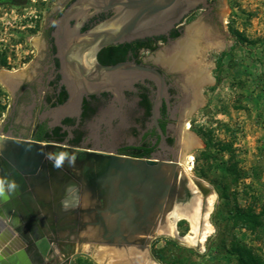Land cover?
Returning <instances> with one entry per match:
<instances>
[{"label": "water", "instance_id": "95a60500", "mask_svg": "<svg viewBox=\"0 0 264 264\" xmlns=\"http://www.w3.org/2000/svg\"><path fill=\"white\" fill-rule=\"evenodd\" d=\"M199 4L205 6L206 0H74L56 19L53 31L69 88L58 110L75 106L83 93L120 92L130 75H150L163 84L152 67L127 61L102 64L97 52L166 33ZM107 10H112L110 16L80 32L87 17ZM188 180L178 160L0 133V264H49L54 244L72 248L62 264L89 255L82 248L75 252L82 243L145 248L174 204L186 200ZM22 243L23 250L11 253Z\"/></svg>", "mask_w": 264, "mask_h": 264}, {"label": "rangeland", "instance_id": "374dc122", "mask_svg": "<svg viewBox=\"0 0 264 264\" xmlns=\"http://www.w3.org/2000/svg\"><path fill=\"white\" fill-rule=\"evenodd\" d=\"M214 3L221 23L208 24L200 11L186 20L185 35L198 47L190 63L195 65L192 74L200 79L201 103L185 117L188 131L180 132V154L184 151L185 159H193L192 170L185 173L189 183L203 181L215 194L208 216L212 231L201 245L190 246L158 230L143 251L157 264H241L239 256L264 264V0ZM59 4L60 0H0V124L10 102L2 80L7 81L12 69L20 76L31 75L44 48L42 29ZM198 68L206 70L207 82H201ZM187 134L191 141L186 148L182 141ZM239 207L256 216L255 227L233 217ZM176 230L179 237L186 235L188 222L178 220ZM82 246L88 254V244ZM110 247L113 252V247L138 246ZM111 254V264L123 258ZM103 263L92 255L72 262Z\"/></svg>", "mask_w": 264, "mask_h": 264}, {"label": "flooded vegetation", "instance_id": "af4514ba", "mask_svg": "<svg viewBox=\"0 0 264 264\" xmlns=\"http://www.w3.org/2000/svg\"><path fill=\"white\" fill-rule=\"evenodd\" d=\"M73 1L60 0L59 6L49 15L42 29V55L38 65L30 70L31 75L20 76L12 69L7 71V81L2 80L10 102L7 104L9 112L1 120L0 133L33 139V133L44 132L49 135L48 139L38 141H53L79 149L131 157L178 160L181 165L183 156L182 152L180 154V132L185 129L186 115L200 106V90L197 85L200 79L193 75L194 62L192 64L189 58L182 57L175 44L184 38L191 41L185 35V25L186 20L196 11H200L202 18L210 25L221 23L214 0H206L205 6L199 4L166 33L122 43L129 45L123 50L120 59H117L119 55L109 54L105 49L108 46L97 52V60L102 64L127 61L152 67L162 76L163 84L150 75H130L121 83L120 92L106 90L92 94L83 93L79 103L63 111L58 110V107L69 97L68 78L63 75L53 31L56 19ZM111 14L112 10H107L87 17L82 22L80 32ZM75 21V18L71 19L69 25L72 26ZM179 38L182 39L178 41ZM193 46L197 47L195 44ZM175 56L185 61L186 65L172 64L169 58ZM198 72L201 82H207L206 70L198 68ZM189 127L190 124L187 131ZM189 184L188 180V195L196 193ZM75 196L79 198L77 194ZM106 206L108 204L104 203V207ZM82 244L76 245L75 252ZM86 244L89 246V255L95 245L103 246L96 243ZM54 247V250L48 252L51 258L48 259L49 264L60 262L59 259L62 260L66 254H70L72 249L68 244L59 247L54 244ZM113 248L118 256L127 251L143 255L145 249ZM42 264H46V260Z\"/></svg>", "mask_w": 264, "mask_h": 264}, {"label": "bare ground", "instance_id": "6f19581e", "mask_svg": "<svg viewBox=\"0 0 264 264\" xmlns=\"http://www.w3.org/2000/svg\"><path fill=\"white\" fill-rule=\"evenodd\" d=\"M210 44L216 47L222 46V43H220L219 41H211ZM175 47L177 48V50L180 49L179 51L182 57H185L187 59L189 58L192 61L194 60L195 52L198 50V48L193 46L192 42L186 40V38H184L182 41L175 44ZM169 61L176 66L178 65L181 66L185 64V61H181V59L177 56L169 58ZM206 77L208 78L209 75H207ZM188 126H189V123L186 122L185 127H184L186 129V132H187ZM190 141H191L190 136L188 134L185 135L182 141V143H184V147L187 148ZM183 152H182L183 160H182L181 166L185 173H189L193 168V159L191 157H188L187 158L188 160L185 159L186 156ZM189 186L193 188L192 190H196L197 188V190L195 191L196 193L188 195L186 200L181 201V203L174 204L173 208L171 209V212L168 213L165 226L160 227L158 229L160 231L158 232L162 231L164 234L167 233L168 235L176 239H179L181 242H184L187 245L195 246V245H201L205 241L209 232L212 231V225H210L208 221V216L212 209L215 194L210 189V187L203 181L196 183L195 186H193L192 183H190ZM200 189H201V192L198 191ZM180 219L186 220L190 227L189 232L182 237H179L177 230H176V223ZM9 240H12V239L10 238ZM22 246L16 247L15 250L14 251L12 250L11 253L23 250L25 247V244L22 243ZM0 247H2V244H0ZM85 247L87 248L88 246H85ZM81 248L84 250L82 245H81ZM110 252L115 254V251L112 252L107 247H95L94 246L93 249L90 250L91 255L95 258L96 261L102 262V260H104L103 264H111L109 259L114 261L113 260L115 259L114 255H112ZM127 252L122 253L121 257H123L124 259L118 258V260H116L117 262L116 264H157L147 255H136L135 251H130L131 254H128ZM2 254L4 253L2 252ZM68 255L69 254H66V256L62 258V260L60 258L59 259L60 262L56 261L55 264H62V262L66 260ZM131 255H133V257L130 258L129 256Z\"/></svg>", "mask_w": 264, "mask_h": 264}, {"label": "trees", "instance_id": "16d2710c", "mask_svg": "<svg viewBox=\"0 0 264 264\" xmlns=\"http://www.w3.org/2000/svg\"><path fill=\"white\" fill-rule=\"evenodd\" d=\"M174 34L177 35L176 32ZM128 45L129 44H119V45H116V46L112 45V46L106 47L105 49L108 52H110L109 54L119 55V58H117V59H120V58H122L120 56H121L122 52H124L123 50H126V47H128ZM113 56H115V55H113ZM113 61H115V60H113ZM1 63L2 64H6L5 58H3L1 60ZM32 137L35 140H43V139H48L49 135L48 134H44V132H35V133H33ZM233 217L235 219L242 218V219L246 220L248 223H250L252 225V227H255L257 225V223H258V220H257L256 216L253 213H250L247 210H244L243 208H240V207L235 210V212L233 214ZM237 260L241 264H263L262 262H256V260L253 257L249 258V259H245L242 256H239L237 258Z\"/></svg>", "mask_w": 264, "mask_h": 264}, {"label": "clouds", "instance_id": "9594fccd", "mask_svg": "<svg viewBox=\"0 0 264 264\" xmlns=\"http://www.w3.org/2000/svg\"><path fill=\"white\" fill-rule=\"evenodd\" d=\"M3 192V186H2V184H0V193H2Z\"/></svg>", "mask_w": 264, "mask_h": 264}, {"label": "crops", "instance_id": "0c3cea01", "mask_svg": "<svg viewBox=\"0 0 264 264\" xmlns=\"http://www.w3.org/2000/svg\"><path fill=\"white\" fill-rule=\"evenodd\" d=\"M7 243H8V241H7ZM9 244V243H8Z\"/></svg>", "mask_w": 264, "mask_h": 264}]
</instances>
